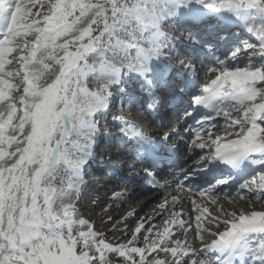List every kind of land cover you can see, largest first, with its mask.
I'll return each mask as SVG.
<instances>
[{
    "label": "rangeland",
    "instance_id": "obj_1",
    "mask_svg": "<svg viewBox=\"0 0 264 264\" xmlns=\"http://www.w3.org/2000/svg\"><path fill=\"white\" fill-rule=\"evenodd\" d=\"M223 11L236 13L240 20H245L244 26L249 25L250 34L256 40L242 42L239 39L240 52H227L222 66H211L210 82L223 75L222 82L227 91L232 92L245 81L257 82L261 84L259 90H264V60L258 59L264 56L261 48L264 44V0H133L129 7L125 6L124 0H0V31L5 32L0 40V264H23L13 248L15 243L9 238L18 235L20 212L24 206L20 203L22 194L32 183L36 190L49 193L38 198L42 214L52 221L47 231L57 236L59 227L63 225L71 248L81 256L83 264H181L179 261L183 255L192 248H202L204 242L213 236L208 235L210 230L219 228L217 233L227 228L230 222L249 221L247 219L254 215L264 218V197H251L252 193H257L256 180L264 181V167L253 171L242 186L248 189L245 190L246 196L228 197L224 201L220 200L221 196L215 197L218 201L207 204L211 206L208 213L213 218L206 219V224L200 228L192 227L194 223L202 224L205 220V216L194 212L193 222L182 225L181 231L175 235L168 233V236H163L161 242L167 238L166 243L158 244L153 242L155 231L160 230L162 222L174 215L180 204L174 205L159 217L160 220L148 223L143 214L147 208L140 209V184L135 186L139 193L131 196L129 188L119 187L122 183L113 184L114 178L102 175V167L100 174L111 181L108 184L111 189L99 188L86 203L78 204L75 203L78 196L71 197V200L60 194V189H71L72 186L69 182H60L56 175L63 163H69L67 147L74 137L87 135L85 132L90 129L91 138L100 141L103 135L114 131L109 122L95 114L100 98L105 96V87L93 89L99 83L101 71L107 70L109 64L119 68L114 64L111 53L121 52L134 62H141L137 51H129L135 38L146 50L155 49L153 51L160 56L157 59L160 64L165 62L167 67L176 64L185 70L190 64V57H186L187 50L181 45L184 40L180 39L184 31L182 23L185 20L194 21L203 12L213 19ZM237 25L242 26V22L234 26ZM99 26L101 31L96 35ZM239 31L241 33L242 29ZM144 33L146 39L143 40ZM80 61H83L81 67L74 69L73 66ZM241 70L243 73H238ZM129 73L126 70L124 75ZM116 91L120 92V89ZM261 92L257 96L255 91L254 94L247 92L251 97L246 101L236 94L241 106L237 107V113L232 115L231 112V115L217 121L223 126L214 134L219 138L233 136L240 149L253 140L264 143V125L258 120V115L264 113V91ZM85 100L89 104H85ZM121 100L120 97L119 103ZM69 107L68 114L65 111ZM128 107L129 104H119V112L123 114ZM81 114L89 116V122L79 125L76 119ZM62 116H68V119L64 120ZM134 117L147 130H155L157 135L174 129L171 125L160 127L144 117ZM251 117L255 119L254 123L253 120L247 121ZM232 118L235 123L228 120ZM37 122L38 127H34ZM206 138L213 140L206 132L192 143L184 144L185 148L177 143L181 149L180 157L188 156L181 165L182 170L196 166L201 158L207 156V151H197L199 147H204L203 143L193 146L196 140ZM117 151V148H112L110 152ZM101 159L104 166L109 165L110 162H106L108 159L104 156ZM75 174L67 172L66 176ZM81 176V179L86 177V173ZM175 188L176 185L166 190L163 198L172 195ZM69 192L71 194L72 191ZM102 196L113 199H102ZM116 197L126 198L127 201L121 208L107 209L110 202L118 204L119 198ZM131 197L135 198L133 204L129 203ZM198 199L199 202H206L211 198L209 194ZM158 200L157 203H160L161 199ZM66 202L68 205H63ZM81 205H88V208L79 209ZM129 212L133 214V219L122 225L119 231L115 230L114 226ZM95 218L99 226L93 230L96 238L91 243L90 238L84 237L82 228L93 227ZM106 219L110 222L102 228L100 222ZM127 230L130 232L125 235ZM106 234L109 239H104ZM47 246L45 244V248ZM121 247L124 252L118 251ZM49 250L42 247V251L30 257L27 254L26 257L33 261L34 258L38 260L39 255L55 256L54 248ZM206 251L196 252L193 256L196 261L192 263L188 260L185 264H209ZM52 256L50 259H53ZM56 264H68L67 258H61Z\"/></svg>",
    "mask_w": 264,
    "mask_h": 264
},
{
    "label": "bare ground",
    "instance_id": "obj_2",
    "mask_svg": "<svg viewBox=\"0 0 264 264\" xmlns=\"http://www.w3.org/2000/svg\"><path fill=\"white\" fill-rule=\"evenodd\" d=\"M210 9H212V8H210ZM226 14H228V13H226ZM230 14H231L230 16H232V17L234 16L233 12H231V11H230ZM228 20H229L228 23H231V21L233 19L232 18H229ZM246 29H247V27H246ZM132 43H138L137 42V39L133 38L132 39ZM190 48H192V47H190ZM111 54L113 55V57H114V63H116V64L119 63V62H121L122 60H126L127 59L123 54H121V52L120 53L115 52V53H111ZM93 75H95V74H93ZM105 76H108V75L106 74ZM105 83L108 84L109 82L107 80H104V79L99 78L98 85H95L93 87V89L96 88L97 90H100L101 87H104ZM262 87H264V86H262ZM259 89H260V85H259ZM84 103L85 104H89V102L88 101L86 102V100L84 101ZM96 114H98V111L96 112ZM99 115H100V113H99ZM88 119H89V116H84V114H81V116L78 119H76V121H77V123L79 125H82V124L86 123L88 121ZM91 134L92 133H88L87 135H85V134H79V135H77L76 137H74L71 140V143L67 147V154L69 156V163L68 164L63 163L62 169H59L58 171H56L57 179L60 182H64V183H67V182L71 183L72 182L73 185H78V184H79L78 186L82 185V183L79 180V178H77V177L72 178V177H69L68 175L66 176V173L67 172H71L73 170H76V171L80 172L84 168L83 165H80V159L86 158L88 156V154H89V146L87 144L92 145V143L94 142V140H92V138H91ZM89 140H90V143H88ZM74 146H78V148H76ZM68 148H69V150H68ZM103 155H105V153ZM115 155H116V153H112V156H115ZM62 173H64V175H62ZM175 177H177V176H175ZM93 178L94 177L90 176V179H93ZM173 179H175V178H173ZM170 181L174 182L175 180H170ZM107 184L108 183H106L105 185H107ZM104 188H106V190H108V189H110V186H108V187L105 186ZM69 191L70 190L68 188H65L64 187L62 190L60 189V194L62 196L68 197L67 199L73 200V198H71V197H75L76 194L78 193L79 189H77L75 187L73 190H71L72 191L71 194H70ZM157 193H155V194L153 193V194L147 195L146 198H143V201L141 202L140 209L143 208V207L147 208V211H145L143 214H144V217L149 220L148 223H154L155 221H157V219L160 220L159 217L163 216L167 211H170L175 204H178V203H182V204L179 206V209L176 210V212H175L176 218H175V216H173V217L167 219L165 222H162V226H161L160 230L155 231L154 234H156V238L153 239V242L155 244H158L159 242H161V238L163 236L164 237L168 236L169 235L168 233H170L172 231H173V234H170V235H175L176 233H178L181 230V226L185 222H187V220H190L192 218V214H193V210H194L193 207H195V209L197 208L196 207V203L192 200L193 197L192 196H189L187 194L184 195V196H182V194H178L177 195L176 192H174L173 193L174 194L173 197H167V198H165L163 200L161 199V202L160 203H157V202H159V200H158L159 197H157V196H159V194H157ZM159 193L161 194V191ZM182 193H183V191H182ZM102 198L103 199H106V200L113 199V198L108 197V196H106V197L103 196ZM115 199H118V197H116ZM134 200H135V198H133V197L129 198V203L133 204ZM164 200H166V202H167L165 205H164V202H163ZM181 201H183V202H181ZM124 202H125V200L122 201V200H120V197H119L118 204H116L115 202H110V205L107 206V209L108 208L109 209L110 208L111 209L112 208H121V205ZM75 203H77V202H75ZM63 205H68V203L66 202ZM84 208L85 207H83L82 210ZM86 208H88V206ZM113 211H114V209H113ZM100 216L97 218L98 220H99ZM133 217H134L133 214H131V212H129L124 219H121L114 226V227H116L115 230H118L119 231L122 228L121 226L124 225L125 223H127L128 220L133 219ZM261 218L262 217H260L258 215H254L251 218H249V223L247 225H244V228H241L240 230H238V234H239L238 237H242L244 239V238H246V236L248 234H253V232L255 233L256 230H253L254 229L253 224L256 223V222H261ZM88 219H90V217H88ZM97 219L95 218L94 221H93V223H94V226L92 227L93 229L95 227H98L99 226V223H98ZM110 219H106V220L101 221L100 222V224H101L100 226L102 228H105L106 225L110 222ZM261 224L264 225V222H261ZM83 232H85V235H88L89 237H91L93 239L95 238V234L92 232V230L90 229V227H83ZM129 232H130V230H127V232H126L125 235H127ZM109 238L110 237H109L108 234H106L104 236V239H109ZM166 239L167 238L164 239V242L162 240L161 243H166L165 242ZM138 250H139V252L142 251V249H138ZM190 250H191L190 252H188L186 255H183L181 257V260L179 261V263L185 264V263H187L188 260H192L194 262L195 259H194L193 256L196 254V252L202 251V249H193V248L190 249ZM118 251L124 252L123 251V247H121L120 249H118ZM182 261H184V262H182Z\"/></svg>",
    "mask_w": 264,
    "mask_h": 264
},
{
    "label": "trees",
    "instance_id": "obj_3",
    "mask_svg": "<svg viewBox=\"0 0 264 264\" xmlns=\"http://www.w3.org/2000/svg\"><path fill=\"white\" fill-rule=\"evenodd\" d=\"M124 2H125V6H126V7H129L130 4L133 2V0H124ZM100 31H101V26H99V28L97 29V32H95V34L98 35V33H99ZM95 34H94V37L96 38V35H95ZM38 121H39V120H38ZM39 122H40V121H39ZM39 122L36 123V126H35V127H38ZM43 127H44V126H43ZM27 192H28V193L26 194V195H27V198H31V199H32V197H33V196H31V195H35V194H36V195L39 196L40 193H41V192H36V191L34 192V191H32V190H27Z\"/></svg>",
    "mask_w": 264,
    "mask_h": 264
},
{
    "label": "clouds",
    "instance_id": "obj_4",
    "mask_svg": "<svg viewBox=\"0 0 264 264\" xmlns=\"http://www.w3.org/2000/svg\"><path fill=\"white\" fill-rule=\"evenodd\" d=\"M261 219H264V218H261Z\"/></svg>",
    "mask_w": 264,
    "mask_h": 264
}]
</instances>
